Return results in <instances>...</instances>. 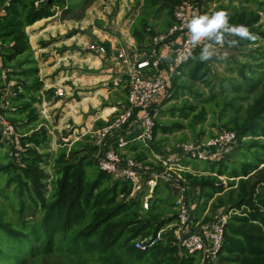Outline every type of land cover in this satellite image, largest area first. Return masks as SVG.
Returning <instances> with one entry per match:
<instances>
[{"label":"trees","instance_id":"obj_1","mask_svg":"<svg viewBox=\"0 0 264 264\" xmlns=\"http://www.w3.org/2000/svg\"><path fill=\"white\" fill-rule=\"evenodd\" d=\"M39 1L0 0L4 9L0 16V98L13 90L7 98L12 115L2 111L18 134L17 125L38 121L35 104L41 102L44 86L27 28L54 16L56 8L66 13L69 10L67 0H52L51 4L45 0L36 5ZM247 1L256 9L243 3L236 6L228 0V4L220 3L212 12H228L231 24H244L258 37L255 42L240 40L239 46L232 47L238 52L264 39L260 24L264 0ZM179 3L180 0L137 1L142 10L130 34L139 54L151 55L153 38L177 23L174 9ZM96 23L101 28L102 20ZM177 37L175 34L171 40ZM103 45L110 54V42ZM200 50L179 68L163 99L162 105L174 103L161 112L170 116L167 121L156 118L155 141L160 134L166 137L181 132L177 143L187 142V129L193 143L215 137L222 130L237 134L240 147L231 157L201 161L206 163L204 168L192 164L198 160L185 158L182 164L192 171L181 175L198 190L197 221L203 217L202 223L207 224L219 214L229 216L218 264H264V61L247 60L230 68L229 74L216 83L213 60L201 62ZM8 82L16 84L8 86ZM105 125L99 120L95 130ZM19 135L15 139L18 145H8L6 161L0 163L4 187H13L18 198V207L13 210L15 222L0 203V264L200 263L195 254L178 246L174 228L168 229L176 221L169 183L157 186L150 208L145 210L143 193L131 197L129 181L114 179L100 170L98 147L92 135L61 146L53 156L46 127L35 126ZM6 146L0 141V149ZM141 150L134 158L146 160L149 149L142 144ZM49 163L53 174L46 170ZM220 177L226 178V186ZM2 190L0 187V195H4ZM28 210L31 220H27ZM163 229V239L154 247L136 249L137 239L155 236Z\"/></svg>","mask_w":264,"mask_h":264},{"label":"built area","instance_id":"obj_2","mask_svg":"<svg viewBox=\"0 0 264 264\" xmlns=\"http://www.w3.org/2000/svg\"><path fill=\"white\" fill-rule=\"evenodd\" d=\"M44 1L40 0L36 5ZM122 1L131 17L133 9L136 8V0ZM211 3L213 1L210 0H180L174 9L177 23L168 32L153 38L155 48L151 55L139 54L120 42L115 46L112 40L108 39L112 47L110 57L122 66L127 78V104L124 110L94 132L100 170L114 179L129 181L132 184L131 197L143 193L145 210H149L157 186L162 182L169 183L174 198L176 221L168 229L174 228L178 246L189 254H195L200 261L199 264H218L229 216L219 214L207 224L202 223L203 217L199 221L196 220V207L188 200V193L192 187L181 175L182 172L192 170L189 166H184L182 161L185 158L198 161L219 159L218 156L223 151L237 142V134L234 131L222 130L217 132L215 137L205 138L200 143L190 141L177 143L166 149L165 154L161 150L157 153L151 144L155 141L156 110L168 95L179 68L205 43H212L213 49H216V44L210 41H203L193 47L190 44L187 28L193 16L212 14L214 11L212 6L213 4L216 6V3ZM3 13L4 9L0 5V16ZM135 18H127L126 23L132 25ZM93 34L96 35L97 31L93 30ZM175 34H178L177 39L171 40ZM103 42L92 40L88 45V51L98 55H108ZM173 42L177 46L172 57L167 60L161 52V47ZM57 95L63 97L62 89L57 90ZM6 107H9L8 101L0 108V141L7 145H18L15 139H19L20 135L8 115L2 111ZM132 130L136 131V134L129 139L125 135L129 136ZM140 141L152 153V156L149 154L146 160H137L125 152L130 143ZM220 178L224 180V177ZM164 231L165 229L159 231L155 236L137 239L136 249L146 251L154 247L163 239Z\"/></svg>","mask_w":264,"mask_h":264},{"label":"rangeland","instance_id":"obj_3","mask_svg":"<svg viewBox=\"0 0 264 264\" xmlns=\"http://www.w3.org/2000/svg\"><path fill=\"white\" fill-rule=\"evenodd\" d=\"M69 2L68 4V12L63 17L68 20V23L70 24V29L68 33H65L64 35L68 34H76L75 39L69 40L72 44L70 45L71 48H74L72 53L76 52L77 46L81 48H86L87 45L85 43L90 42V37L92 36L93 28H100L98 24L96 23L97 20H102L103 24L101 25V28L103 30V36H108V39H112L115 41V44L120 42L119 40H116V33L114 32H121L123 34V31L125 28H129L131 24L126 23L128 19H134L138 14L141 12V8L136 4V8L133 9V12L130 15L128 14V11L124 7L123 1H116V0H109V1H103V0H88V2H85L84 0H67ZM138 0H136L137 2ZM143 1V0H141ZM213 1V0H210ZM262 1V0H261ZM216 3V6H214L213 3ZM213 10L217 8V6L220 5V3L228 4V0H215L213 1ZM233 3L236 6H239L240 3H243L244 6H248V8L256 9V5L252 3L251 1L247 0H233ZM58 13L63 15V9L62 8H56ZM65 14V13H64ZM128 18V19H127ZM120 24H123L122 28L120 29ZM262 28L264 29V11L261 13V22H260ZM72 32V33H70ZM103 38V37H102ZM31 41V40H30ZM108 41V40H107ZM45 41L39 42L37 45H39L41 48L42 43H45ZM121 43V42H120ZM77 44V45H76ZM225 43L224 45L220 46L216 44V49L214 50L215 54L211 58L213 62L211 63V66L214 68L217 76H216V83L220 82L222 78L229 74L230 68H237L241 64H244L248 61H254L256 60H262L264 61V39H260L257 44H254L252 46H249L246 50L243 52L235 51L232 47H229ZM80 51V50H78ZM37 52V51H36ZM34 56L38 60V64L44 63V56H42L41 53H35ZM169 57H167V60ZM70 64L64 65L66 67H61L60 70H64V76L67 75H81L88 73L90 70L86 69L85 67L80 68L79 65H76L74 62H69ZM40 66V65H39ZM41 69V67H39ZM264 70V68L262 69ZM39 75L41 77V74L39 72ZM59 75V74H58ZM125 75V73H124ZM60 76V75H59ZM126 76V75H125ZM124 76V77H125ZM123 77V71H122V77L121 79H124ZM67 80L64 78L60 81L61 83V89L64 92L63 97H60L59 95L55 94V91L52 93V102L57 103L56 106H53L55 104H48L45 103H37L35 104V107L38 112V121L36 124H30V125H24V126H18V132L19 134L25 132L26 130H30L31 128H35L34 126L38 127L39 125L45 126L50 134V147L49 151L51 152V155L53 156L56 151L62 146H66V144L73 143L77 140L82 139L84 136L92 135L94 137V124L91 122L92 120L90 118L83 120L82 122L78 123L75 119H70L71 116H74L78 113L76 103L78 98V91H75L77 88V85L74 84L76 79L74 80ZM125 78V85H126ZM73 84L70 88H67L69 84ZM8 86H14L16 82H8ZM118 87V86H116ZM58 90V89H56ZM120 93L118 91L116 92V96H122L124 89H121L119 86ZM13 93V90L10 89L8 94L3 95L0 98V108L5 106V102L7 101L8 95H11ZM41 94V93H40ZM163 101H161V106L158 107L156 110V118L161 119L163 121H167L170 116L168 114H161L162 111H165L171 106L174 101H171L165 105H162ZM181 101H178V104H180ZM115 104V102H114ZM50 105V106H49ZM66 108H70V110H66ZM75 108V109H74ZM105 105H100L99 111H97V116L102 113L104 110ZM9 107H6V112L9 116L12 115V113L8 110ZM45 112L46 115L43 114ZM45 116H48L46 118ZM211 118V115H209L208 121L204 124L205 129L209 130V120ZM75 120V121H74ZM92 123V124H91ZM69 126V127H68ZM76 126V127H75ZM80 126V127H79ZM79 129V131L76 133V129ZM199 128V127H198ZM217 129H214V132H217ZM185 134H187L188 141H192V136L190 130H185ZM72 135V137H70ZM127 138H129L128 134L125 135ZM182 136V133H176L173 135H168L166 137L162 136L161 134L158 135V141H154L151 144V147L159 153V150L162 151L163 154H165L166 149L169 147L177 144L178 139H180ZM160 140V143H159ZM140 146L143 144L141 141L136 142ZM174 143V144H173ZM173 144V145H172ZM144 145V144H143ZM145 146V145H144ZM8 145L4 149H0V163L6 161L5 152L8 150ZM240 147L239 143L233 144L230 148L223 151L221 153V157L223 156H229L235 154L237 149ZM127 149V148H126ZM125 149V150H126ZM151 156L152 153L148 152ZM169 153V152H168ZM223 154V155H222ZM135 156L134 154H132ZM218 156L219 158H221ZM50 159V163H51ZM46 166V170L53 174L51 165ZM192 164H197L198 167L204 168L206 163L201 161H193ZM192 167V166H191ZM224 184L226 186V178H223ZM5 181L3 179H0V187L3 188L2 194L0 195V203L5 207L7 210L8 218L12 219L14 222L16 221V216L14 215V208L18 207V198L13 194V187L10 189H6L5 187ZM50 188V187H49ZM192 191V189L190 190ZM198 202V199H197ZM197 202L194 203V206L197 207ZM174 211V210H173ZM171 213H168L170 215ZM27 220H31V211H27ZM38 217H40V214H38Z\"/></svg>","mask_w":264,"mask_h":264},{"label":"crops","instance_id":"obj_4","mask_svg":"<svg viewBox=\"0 0 264 264\" xmlns=\"http://www.w3.org/2000/svg\"><path fill=\"white\" fill-rule=\"evenodd\" d=\"M58 12L59 11L56 10L54 16L38 21L34 25L27 28V32L30 35L32 49L35 51V53H41L42 56H44V63L38 64V66L40 65L39 67H41V69L39 68V72L41 74L40 78L44 83V86L40 92L41 95L39 96L41 99L40 103H45L46 105L55 104L53 106H56L59 104V102H52V93L55 91V94H57L56 89H61L60 81L64 78L67 80L76 79L77 81H75L74 84L77 85L75 91H78V100L76 103L78 113L74 116H71L70 119H75L78 123L88 118L92 120L91 122L93 124L99 120L107 122L113 116L124 110L127 104V88L125 85L126 76L124 75V70L121 65L117 64L113 59H111L110 54L103 56L88 51V45L92 42V40H98L97 42L108 40V36H103L102 28H93V30L97 31V34L94 35L92 31L90 42L85 43L87 47L81 48L77 46L76 52L72 53L74 48L70 47L72 43L69 42V40L75 39L76 34L64 35L65 33L69 32L70 24L66 18H63L67 13L63 12L62 15ZM122 26L123 24H120V29H123ZM122 31L123 34H121V32H114L116 33L115 39L119 40L131 50L137 52L136 42L130 34V29L127 27ZM45 40L46 42L42 43L41 48H39L40 46L37 44ZM112 42L113 45L117 46L115 41L112 40ZM176 46L177 44L174 42L162 46L161 52L165 57L171 58ZM71 61L76 65H79L80 68L85 67L90 71L78 76L67 75L65 77L64 70L59 71L58 69L61 67H66L64 65L70 64L69 62ZM122 71L123 77L125 76L124 79H121ZM72 85L73 84L70 83L67 88H70ZM119 86L121 89H124L125 92L123 91V94H121L122 96L118 97L116 96L115 91L120 93V90H118ZM50 89H53V92L48 91ZM100 105H105V108H103L104 110L102 113L97 116V111H99ZM66 110H70V108H66ZM43 114L46 115L45 112H43ZM45 117L48 118V116ZM41 126L43 125H39L37 129H39ZM93 130L94 132L97 130H95V124ZM78 131L79 129L77 128L76 133ZM135 132L132 130L129 133V139L133 138V136L136 134ZM70 137H72V135ZM134 146L139 147V149L134 150ZM141 149L142 145L140 146L138 143L132 142L127 147L125 152L127 155L134 157L132 154L135 155L136 152H141ZM191 189L192 191H190ZM191 189L188 193V200L191 204H194L198 199V190L194 188Z\"/></svg>","mask_w":264,"mask_h":264},{"label":"clouds","instance_id":"obj_5","mask_svg":"<svg viewBox=\"0 0 264 264\" xmlns=\"http://www.w3.org/2000/svg\"><path fill=\"white\" fill-rule=\"evenodd\" d=\"M187 28L190 34V44L193 47L203 41L214 42L218 45L227 43L229 47H237L240 40L255 42L258 39L244 24H231L230 16L224 10L215 11L211 15H195L188 22ZM214 54L212 43H205L199 52L198 59L205 62L210 60Z\"/></svg>","mask_w":264,"mask_h":264},{"label":"water","instance_id":"obj_6","mask_svg":"<svg viewBox=\"0 0 264 264\" xmlns=\"http://www.w3.org/2000/svg\"><path fill=\"white\" fill-rule=\"evenodd\" d=\"M51 1H52V0H49L48 4H51Z\"/></svg>","mask_w":264,"mask_h":264}]
</instances>
